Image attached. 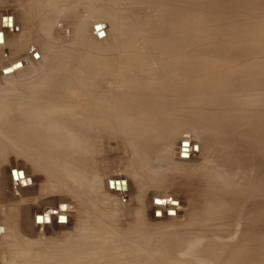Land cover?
<instances>
[{
  "label": "rangeland",
  "instance_id": "rangeland-1",
  "mask_svg": "<svg viewBox=\"0 0 264 264\" xmlns=\"http://www.w3.org/2000/svg\"><path fill=\"white\" fill-rule=\"evenodd\" d=\"M89 1L92 3L95 0ZM63 2V0H59V9H55V17L51 16V21H49L44 20L45 17H48L46 13L49 9H44L43 13L39 7L36 8V3L33 0H0L1 23L7 21L6 26L11 29L6 35H2L0 32V71L17 59L21 60L23 65V68H21V63L13 65L9 68L10 70H3L0 75V100L10 98L13 100L10 101L15 103L14 112L11 114H21L23 109L21 101L27 102L30 106H45L53 113L59 110L46 104L43 96L33 94L32 89L36 87L35 85L39 86L38 79L41 80L47 75L65 74V70H67L65 63L68 62V65H71L76 61L78 64L79 59L67 58L69 52L74 48L73 44H76L75 41H79L75 39L77 30H80L78 28L80 26L77 24L82 26L87 23L85 32L93 52L103 53L104 60L113 58L119 60V57H122L120 61L122 79L119 86L123 92L124 107L131 112L136 111L137 115L140 111L142 119L143 114L149 112V106L152 110H166L165 114L168 117L165 120L159 117L155 122H146L137 116L135 127L133 124L125 126L124 131L135 134L133 137L136 141V175L133 167L130 166L131 153H127L129 145H126L127 141L124 140L126 136L122 135L123 133L114 137L110 136V140L108 138L104 143H98L99 148L101 147L100 150L97 145V148L94 147L96 143L89 144L94 147L93 151L96 149V154L95 152L93 154L90 147H87L86 150L81 149L87 153H82L79 150L81 147L75 148L76 155L71 156L74 162L76 161L74 158L79 157L78 161L80 162L92 166L95 163L93 167L86 165L87 169H85V167L80 168V162L78 164L75 162L76 167L79 166L78 168L83 169L82 171L86 174L90 172L88 170L91 167V172L88 175L93 174L94 171L95 176L92 175L94 178L97 174L102 177L100 182L101 177L97 175L96 178L99 179L94 180L93 178V184L91 181L86 183L85 193L92 190L90 193L87 192L86 197L83 188L82 191L80 190L81 193L77 191L78 194L75 195L73 190V192L67 190L68 184L67 188H62L63 179L60 181L59 163L52 158L53 156L45 157L48 152L34 151L36 154L34 156L28 154L29 158L26 153L22 154L16 148H12L15 147L12 144H7L4 140L1 141L0 137L1 148L6 147L9 150L5 156H0V210L2 212L5 209L6 213L12 215L16 223L18 221L21 223L24 239H28L29 242L25 243L30 245L27 246L28 248H23L24 250L21 252H29L37 245V248L44 251L45 256L47 255L49 259L52 254H55L57 259L47 261L44 259L40 261V264H55L63 259L62 256L67 258L66 252L71 250V256L74 255V257L70 259L69 264H100L101 262L96 257H99L101 247L98 244L99 240L95 237L100 233L98 232L100 230L101 233L105 231L107 236L113 238L107 243L113 240L119 241V244L113 245L105 251L114 253L116 257L119 256L118 260L125 258L126 262L124 261L123 264H264V196L261 191L256 190L260 180L259 177L255 178V172L251 171L248 193L244 202L240 203L239 209L235 211L234 218L230 222H226L227 218L223 219L222 217L221 221L212 220L213 222L206 223L207 216L204 214L206 211L203 210L204 200L201 201L200 184L197 183L196 178L200 175L202 161H208L212 155L200 135L202 124L199 122L200 116L197 115V112L207 106L211 107L214 98L199 104L195 99L188 97L193 90L201 91L205 89L204 86L208 87L209 84L218 83L216 80L219 79V76L216 79L217 75H264V0H123L120 2L121 11H119L124 23L122 27H119L123 45L118 49L107 45L111 42L107 41V38L112 40L108 33V30L112 28V19L106 20L102 14H99V11L92 14L89 12L90 10L84 9L81 5L86 1H80L79 5L75 6H63ZM81 7L82 9H79ZM180 7L184 9V11L180 10L184 18L181 14L175 13L177 12L175 10ZM83 9L90 13V17L85 15L87 12L83 15L84 11L81 12ZM70 13L74 15L72 16ZM11 19L15 21V28L11 27ZM100 19H105L103 26L94 24ZM173 19L174 25L173 21L171 23ZM180 19L186 23L179 24ZM184 19L186 20L184 21ZM142 20L144 23L141 22ZM179 25L182 27L180 28ZM179 31L181 32L179 33ZM46 32L50 34L45 36ZM30 34L33 35L31 42L26 40ZM36 35L41 42L43 53L40 49L38 50L36 44H32L33 37ZM18 38H20L19 41H16ZM10 40H13L12 45L8 43ZM13 44H16L14 51L17 50V52L12 53ZM106 45L107 51L104 49L94 50L101 46L104 48ZM76 48V52L81 51L79 44H76ZM161 48L170 50L165 53ZM136 75H152L151 79L147 81L148 84L152 86L161 84V88L155 87L143 94L141 92L139 98L141 81L134 78ZM176 75L179 76L176 77ZM180 75H183L184 78L181 76L183 80ZM185 75L189 76L185 78ZM199 75H205L201 78L208 81L205 80V82ZM214 75L215 77H213ZM198 76L199 79H197ZM170 78L174 81L179 78L184 82L185 91H189V94L185 93L188 98L178 96L179 92L172 94L169 91L173 88L169 84V82H173ZM198 80L199 83L195 82ZM201 83H204V86ZM224 85L226 86L225 83H220L219 91L216 92V88H213L205 94L213 92L218 94L217 98L234 99L233 93L229 98H225L227 94L223 93L226 90H236L235 84H231L227 88ZM161 89L167 90V94H164ZM35 90L38 91V88ZM236 100L240 102L245 101L246 98H237ZM0 106L2 105L0 104ZM213 107L215 108V106ZM219 108L224 109L225 106ZM233 109L231 117L233 121L237 122L245 116L259 118V115L264 113V107L260 108L257 105L248 107L238 105ZM2 115H4V111H0V119L3 117ZM171 117L174 119H170ZM177 117H183L186 121ZM182 140H189L191 145L189 142L181 143L180 156H178L179 141ZM188 144L192 146L193 152L190 159H186L188 158V149L185 146ZM147 148L164 155L172 170L169 167L167 170L163 169L165 170L163 173H159L162 170L152 171L146 167L143 169L138 163L142 157L140 153ZM88 153L93 155L90 156ZM88 156L91 160L94 158V161H99V166L96 162L90 161ZM71 158L69 157L68 160ZM72 159L70 164L74 163ZM11 168L19 169L16 179L20 181L19 184L22 183L20 190L23 191L27 185H31V187L34 185V187H30L29 191H16L15 187L18 185V181L14 177L15 169L11 170L14 180L9 186L8 171ZM24 171L31 177L27 178L28 181L22 179ZM188 178L191 180L189 183L194 184V187L190 188L189 183L187 185ZM194 188L195 191L199 190L195 193L197 196L194 194ZM11 189H13L12 192ZM21 194L31 198L28 203H20L21 198L23 199ZM158 197L172 200L169 202L163 199L161 202L159 199L151 201ZM86 198L90 199L92 207L90 202H86ZM64 200L67 205H58L57 210L52 213L65 212L68 207L67 223L64 217H57L50 223L48 219H40L41 216H37L36 224L39 223L37 221L42 220L44 226H38L41 225L40 223L33 225L32 217L34 215L46 211V214L43 215L45 217L49 215L47 213L49 208L53 209L56 203ZM103 201L107 202L106 206ZM166 205L172 210H167L165 213L163 210L154 209L156 206L164 208ZM258 211L261 212L260 215L262 214L260 218ZM99 212L100 215L103 212H109L107 214L112 220L107 216L108 219L105 217V220L110 222L105 221ZM244 212L248 217H245ZM192 213L193 215H191ZM98 219L102 222H99ZM60 222L64 223L63 226L58 224ZM96 225H100L102 229ZM5 234L6 231H3L0 239ZM85 245L87 255L82 253L83 258H75V255ZM1 246L2 242H0ZM113 248L117 252H113ZM110 249L111 251H109ZM25 250L27 251L25 252ZM10 256L7 250L0 248V264H8ZM14 258L17 259V256ZM129 258H131L130 262ZM118 260H114L111 264H119Z\"/></svg>",
  "mask_w": 264,
  "mask_h": 264
},
{
  "label": "bare ground",
  "instance_id": "bare-ground-1",
  "mask_svg": "<svg viewBox=\"0 0 264 264\" xmlns=\"http://www.w3.org/2000/svg\"><path fill=\"white\" fill-rule=\"evenodd\" d=\"M63 1L64 2L66 1V3L63 2V6H67V5H72V6L74 5L75 6L76 4L79 5L80 1H86L85 4L81 5V6H83L84 9H88V11L90 10L89 12L90 13L92 12V14H96L97 11H99V14H102L103 18H105L106 20L112 19L111 20L112 21V24H111L112 28H110L109 30L107 29L108 33H109V38L111 37L112 40H110V39L108 40V38H107V41H111L107 45H110L111 48H115V49L122 48V45H123V41H121L122 33H121V29L119 27H122L124 23H123L122 17H120L121 15H120L119 11H121L120 2L123 0H95L92 3L89 0H63ZM33 2L36 3V8L39 7V10H43V13H44V9H46V10L49 9L50 12L47 10V13H46V14H48L47 15L48 17H45L44 20L46 19V20L51 21V19H50L51 16H52V18L55 17V9H59L58 8L59 0L58 1H56V0H33ZM106 2H107V4L105 5ZM91 4H92V6H91ZM30 5H29V7H30ZM33 5H35V4H33ZM96 6H98V7H96ZM79 9H82V7ZM84 9L81 10V12L84 11L83 15L85 12H87V10L85 11ZM178 9L175 10V11H177L175 13H178L180 15L181 12L184 11V9L181 7H180L179 11H178ZM180 10H182V11H180ZM89 12H87V14L85 13V15L89 16L90 15ZM57 13H58V10H57L56 14ZM70 14L72 16L74 15L73 13H70ZM182 14H181V16H182ZM171 15H170V17H172ZM1 17H0V28L2 30L0 32L2 33V35L9 34L11 29H10V27L6 26L7 21H4V22L2 21L3 24L1 23ZM6 17H9V16L6 15ZM89 17H87V18H89ZM59 18H60V16H59ZM105 19H100V21H97L94 24H100V26L101 25L103 26ZM167 19L169 20V17H167ZM175 20H176V18H175ZM185 20L186 19H184V21ZM143 21L144 20H142L141 22H143ZM172 21H173V25H174V22H175L174 19L171 20V23H172ZM181 22H183V21L181 20L179 24H181ZM185 23H186V21H185ZM15 25H16L15 21L13 19H11V27L15 28ZM86 25H87V23L85 25L83 24L82 26L80 24L79 25L77 24V26H80V27H78V28H80V30H77L76 35L79 36L80 38L75 36L76 37L75 39L79 40V41H75V43L79 44L81 51L76 52V50H77L76 44H73L74 48L69 52L68 58H67V59H72L73 57H75L76 59H79L78 64H76V61L74 63H72L71 65H68V62L65 63V66L67 68V70H65V72H66L65 74L63 73L61 75H47L45 78H43L41 80L38 79L39 80L38 81L39 86L35 85L36 87L34 89H32L33 94H35V95L38 94V95L43 96L45 98L46 104H48L49 106H54L55 108L59 109L58 111L56 110L57 112L53 113V111L51 112L50 109L45 108V106H42V107L30 106L27 102L25 103L24 101H21V103L23 105L22 106L23 109H22L21 114H14L13 115L11 113L14 112L13 107H15V103L14 102L12 103L10 101L12 99L6 98V99L0 100V104L2 105V106H0V111H4V115H2L3 117L0 119L1 141L4 140V142L6 141L7 144H12L13 146H15L12 148H16L22 154L26 153L27 155L29 154L30 156H34L36 154V153H34V151L35 152H38V151L48 152L45 155V157L53 156L52 158L55 159L59 163L58 164V166H59L58 172H59V176H60V181H62V179L64 181V182L63 181L61 182V183H63L62 188L63 187L67 188V184H68L67 190H69V192L73 190L74 192L73 191L72 192L74 193V195L78 194V192L80 190L82 191L85 188V186H87L88 181H91V184H93L92 181H93V178L95 176L94 171H93V174L91 173L90 175H88V173L91 172V167H93L95 165V163L93 164V162H90V161H94L93 160L94 158H92V160H91V158L88 156L90 158L89 162L92 163L93 166L91 164L89 165V164L78 161L79 157L74 158V159H76L75 162H77V164H78V162L83 164V165H81L79 163L80 168L85 167V169H87L86 165L91 166L90 170H88L90 172H88L87 174L84 173V171H82L83 169L80 170L78 168L79 166L76 167L77 165H75L74 160L71 158V156L76 155V149L75 148L81 147V148H79V150H81L82 148H84L86 150L87 147L88 148L90 147L92 150V148L96 147V145L98 143H102V142L104 143L105 141L108 140V138L110 140V138H111L110 136L114 137L115 135H121V133H123L122 135L126 136L124 138V140L127 141L126 145H129V146H127L128 148L126 147L127 153H131V158H130L131 159V162H130L131 165L130 166L133 167V170H134L135 175H136V144H135L136 141H134V137H133V135H135V134H133L132 132L124 131L125 126L128 124H133V126L135 127L137 116L139 119H141L143 121L145 120L146 122H155L159 117H161L165 120V118L168 117L165 114L166 110H164V109H153L152 110L151 107L149 106V110H148L149 112L144 113L143 119H142L140 111H138L139 114L137 115L136 111L131 112L129 109H126L124 107L125 105H124V99H123V92L119 86L120 80L122 79L121 70H120V61H121L122 57L121 58L119 57V60H115L114 58H113L114 60L113 59L112 60H104V57L102 56L103 53L102 54L101 53L96 54V52H93L90 48L91 47L90 41L88 40L86 32H85L87 30V27H85ZM169 25H171L170 22H169ZM177 27H178V23H177ZM181 27L182 26H180V28ZM175 28H176V26H175ZM178 30H179V28H178ZM178 30L176 31L177 33H178ZM180 32L181 31H179V33ZM49 34L50 33L46 32L45 36H48ZM32 36L33 35L30 34V36L26 37V40L31 42ZM19 39L20 38L16 39V41H19ZM181 39H179V40H181ZM11 42H13V40H10L8 43L11 44ZM32 44H36V46L38 47V50L40 49L43 53V50L41 49V42L39 41L37 35L33 37ZM107 45L104 46V48L101 46V47L95 48L94 50L99 51L100 49H104L105 51H107V48H108ZM15 46H16V44H13V46L11 47L12 53L17 52V50L14 51ZM161 49H163L165 53L169 52V50H170L169 48H161ZM3 54H4V52H3ZM241 57H242V55H241ZM116 58L118 59V57H116ZM19 63H21V65H22V62L19 59L9 63L7 66H5L1 69L0 75H2L3 70L9 69V68H11V66L19 64ZM21 68H23V65ZM62 71H63V69H62ZM15 72H13V73H15ZM172 76L175 77V75H172ZM178 76L179 75H176V77H178ZM181 76L183 77V75H180V77ZM187 76H189V75H187ZM187 76L185 75V78ZM194 76L196 77V75H194ZM199 76L197 79H199ZM202 76H205V75H201L200 78ZM208 76H206V77H208ZM218 76H219V79L217 78ZM151 77H152V75H140V76L136 75V77H134V78L140 79V81H141L140 82V90L138 93L139 98H140L139 94L141 92L143 94L145 92L152 90L155 87H157L159 89L161 88V84H159V85L156 84L153 86L148 84L147 81L150 80ZM182 77H181V79H182ZM213 77H215V75ZM170 79L173 81V82H169V84L173 86L172 90H169L172 94H177L176 92H179L178 96H184L186 98H188V97L193 98L199 104H201L203 101H207V100L214 98V100H212V106L211 107L207 106L205 109H202L201 111L197 112V115L200 116L199 122L202 124L201 130H200L201 131L200 135L203 138V140L205 141V143H206L207 147L209 148V151H210L212 156H210V159L208 161L207 160L202 161V164L200 165V175L196 179H197V183L200 184L199 185V187H200L199 193L201 194L200 197L202 196L201 201L204 200L203 210L205 209L204 211H206V213H204V214H206L205 216H207V219L205 218L206 223L208 221L211 223V222H213L212 220L217 222V220H220L222 217H223V219H225V217H226L227 218L226 222H228V221L230 222L234 218L235 211H237L239 209L240 203L244 202L246 194L248 193L247 188H248V186H250L249 183H250L251 178L249 176H251V171L255 172V175H256L255 178L259 177L260 182L256 186V190L261 191L262 196H264V113L261 112L262 114L259 115V118L257 116H245L244 118H242L238 122L233 121V119L231 117V115H233V110H234L233 108L235 106H238V105H243L245 107H248L249 105H257L260 108L264 107V75H217L216 79H218V80H216V81H218V83L216 82L214 84L212 82L213 84H211V85L209 83H207V84H209V85L206 84L208 87L204 86L203 85L204 83L203 84L201 83V85H203L205 88L204 90H201V91H196L193 89H192L193 91H191V89L187 88V90L191 91L190 94H189V91L188 92L185 91L184 82H182L183 79L180 80L178 78L176 81H174L172 78H170ZM212 79H213L212 81H214V78H212ZM202 80L205 81L206 79H202ZM202 80H200V81L204 82ZM209 80H210V78H209ZM206 81H208V80H206ZM195 82L199 83V80L195 81ZM220 83H225L226 86L225 85L224 86L226 88L229 87V85H231V84H235V86L237 87L236 90H233V91L226 90L223 93V94H227V95H225V98H227V97L229 98V96L233 93L232 97L234 99L231 98V99L225 100V99L217 98L218 94L213 93V92L206 93L207 95L205 94V92L210 91V89H213V88H216V90H215L216 92L219 91L218 85ZM162 85H164V84H162ZM201 85L198 84V86H201ZM190 86L194 87L192 85H190ZM203 86H201V87H203ZM201 87H199V88H201ZM36 88H38V91L35 90ZM162 91L164 94L165 93L167 94V90L163 89ZM185 93H188L189 96L186 95ZM237 98H239V99L246 98V100L238 102V100H236ZM233 100H234V103H232ZM38 102H40V101H38ZM213 106H215V108ZM224 106H225L224 109L219 108V107H224ZM180 117L179 118L177 117V118L178 119L183 118V117L182 118H180ZM170 119H174V118L171 117ZM183 119L185 120V118H183ZM180 124H181V122H180ZM183 125H185V124H183ZM184 142H189V140L179 141V149H178L179 151L177 154L178 156H180L181 143H184ZM93 143H96L94 147H91V145L89 146V144H93ZM86 144H88V146H86ZM1 145H2V142H0V156L3 157L7 154V152L9 150L6 147L4 149H2ZM84 145L86 147H83ZM190 145H191V143H190ZM190 145L188 144V146L187 145L185 146L186 149H188V152H187L188 158H186V159H190V155L193 154L192 146H190ZM213 145H215V146H213ZM101 146H102V144H101ZM199 147H200V145H199ZM103 148H105V147H103ZM84 149H83V151L81 150L82 153L85 152ZM98 149L100 150L101 147L99 148V146H98ZM91 150H90V153L94 149L92 151ZM77 151H78V149H77ZM103 151H105V150H103ZM94 152L96 154V149H95V151H93V154H94ZM101 152H102V150H101ZM85 153H87V152H85ZM93 154H91V155L89 154V155L92 156ZM62 155H64V156L62 157ZM140 155H142V157H140L138 164H140V166L143 169L146 167L152 171L162 170L159 173H163L165 171L163 169L167 170V169H169V167L171 168L169 161L164 157V155L162 156L159 153L154 152L153 149H149V148L144 149L140 153ZM201 155H202V152H201ZM30 156H29V158H30ZM178 156H176V157H178ZM69 157L72 159V162H74L73 164L75 166L72 163L70 164L71 159L68 160ZM145 157H147V158H145ZM95 158H96V156H95ZM0 159H1V157H0ZM26 159H27V157H26ZM94 162H96V164L98 165L99 161L98 162L94 161ZM102 164H104V163H102ZM100 165H101V162H100ZM13 169L16 170V172H15L16 174H14L15 180H17L16 178L18 177V173H17L19 170L18 168L9 169V171H8L9 186L11 185L12 180H14V179H12L13 176H11L13 174V173H11V172H13L11 170H13ZM93 169H95V168H93ZM170 170H172V168ZM25 171H27V170H25ZM25 171L22 174L23 175L22 179L28 181L27 178L29 179L31 177ZM177 172H176V174H177ZM92 175H94V176H92ZM97 175H96V177H97ZM133 175H134V173H133ZM170 175H172V174H170ZM96 177L94 178V180L99 179ZM99 177H101V176H99ZM172 177H174V175H172ZM135 178H136V176H135ZM176 178L178 180L177 176H176ZM0 180H1V176H0ZM101 180H102V177L100 178L99 182ZM29 181L31 182L32 180L30 179ZM155 181H153V182H155ZM190 181H191L190 178H188L186 180L187 185ZM150 182H152V181H150ZM183 182H182V184H183ZM19 183H20V181H18V185L16 184L17 185V187H15L16 191L22 189V186H21L22 183L21 184H19ZM91 184H89V185H91ZM95 184H97V183H95ZM71 185H73V186H71ZM193 185L194 184H192L190 186V188ZM28 186L29 185L24 187V190L29 191V188L31 187V185L29 187ZM33 187H34V185H32L31 188H33ZM93 187H96V186H93ZM11 188H14V186H11ZM196 188H197V186H196ZM24 190L23 191L20 190V191L24 192ZM87 190H88V188H87ZM193 190H194V194L199 191V190L195 191V188ZM12 191H13V189H11V192ZM81 191H80V193H81ZM83 191H84V195L86 194L85 195V197H86L88 191H86V193H85V189ZM90 191L92 192V190H89L88 193H90ZM194 194L192 192V195H194ZM22 195L23 194H21V196ZM28 196H29V194H28ZM38 196H39V194H38ZM89 198H86V202L87 201L90 202ZM30 199H31L30 197L23 195V199L21 198L20 203H22V202L28 203ZM155 199H159L160 202L162 199L165 200L164 198L158 197V198H153L151 201L153 202V200H155ZM170 200H172V199H168L165 201L169 202ZM103 202L105 203L104 206H106L107 202H105V201H103ZM91 203L92 202H90L89 204H91ZM101 203H100V205H101ZM199 203H201V202H199ZM64 204L67 205V202L65 200L59 201L58 203H56V205L53 209L49 208L47 210V213L49 215H46L45 217L43 215L46 214V211H44L40 214L34 215L32 217L33 225L35 226V225L40 223L41 225H38V226H42V227L44 226L43 225L44 223L42 222V220L37 221L39 223L36 224V217L37 216H41L40 219H42V218H46V220L48 219V221H50V223H52L53 219L56 220L57 217H64V219L67 223L68 207L66 208L65 212L58 211L60 213H58V212L52 213V212L57 210L56 208L58 205H64ZM161 206H159V208H158V206H156L157 208L154 207V209L159 210V211L163 210L165 213L167 210H169V211L172 210L171 208L167 207V205L164 206V208L162 207L163 209L161 208ZM91 207H92V204H91ZM101 207L106 209V207H103V206H101ZM107 207H108V204H107ZM99 209L101 210V208H99ZM102 211H101V213H102ZM101 213L99 212V215ZM105 213L103 212V214L105 216L103 214L100 215V216H103L101 218H103L104 220L106 219L105 217L108 216L107 213H109V212H107L106 214ZM260 213L261 212H259V214H258L259 218L262 215V214L260 215ZM243 214L245 215V217H248L246 212H244ZM99 215H98V217H99ZM191 215H193V213ZM108 217H107V219H108ZM101 218H99V219H101ZM252 218H254V217H252ZM99 219H98V221L102 222ZM109 219H110V217H109ZM110 220H112V219H110ZM105 221H108V220H105ZM99 222H98V224H99ZM108 222H110V221H108ZM58 224L63 226L64 223L62 224L60 222ZM20 225H21V223L19 221H18V223H16L14 221V219L12 218V215L9 213H6L5 209H3L2 212L0 210V236L2 235L3 231H6L5 236H2V239H0V242H2V246L0 248H1V250L2 249L7 250L8 254L11 255L7 261L8 264H10L11 262H13L14 264H40L41 263L40 261H42L44 259L46 261L47 260H57L55 254H52V256L50 257L51 259H49V257L47 255L45 256L44 251H42L41 249H38L37 245H35L34 243L33 244L35 246H34V248H32V250H30L29 252L27 250H25V252L27 251L26 253H24V251L21 252V250H24L25 247H27L29 244L26 245V243H25V242H28V239H24V234L21 230ZM99 226H97V227L99 228ZM99 229H102V227L100 226ZM98 232L101 233L100 230ZM100 233L95 236L96 239L99 240L98 244L101 247L99 257H96V259H98L101 262L100 264H111V262H113L114 260L115 261L118 260L119 256L116 257L114 253H110V252H107L105 250H107V248L113 247V245L119 244V241L116 242L117 240L116 241L113 240V241L107 243L108 240H112L113 238L110 236H107L108 234L106 235L105 231H103V233H101V234ZM113 234L109 233V235H112V236H113ZM36 244H38V243H36ZM116 248L118 250H120L118 248V246H116ZM85 249H87L86 245L83 246L81 248V250H79L80 252H78L75 255V258H77V259L83 258L84 256L82 257V253L87 255V252L85 251ZM109 251H111V249ZM115 251L117 252V250H114V248H113V252H115ZM66 254L68 256L67 258L62 256L63 259L58 261V263H55V264H69L70 259H72L74 257V255L71 256V254H72L71 250L67 251ZM116 255H117V253H116ZM14 256H17V259H15ZM44 256H45V258H44ZM13 258H14V260H13ZM112 259H114V260H112ZM120 259L118 260V261H120V263L119 262L118 263L123 264L125 261V258H124V260H123V258L121 260ZM130 261H131V258H129V262Z\"/></svg>",
  "mask_w": 264,
  "mask_h": 264
}]
</instances>
